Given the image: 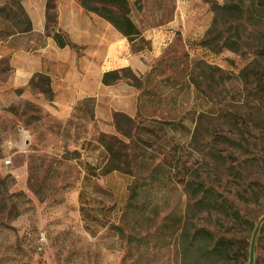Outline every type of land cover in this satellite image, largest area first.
<instances>
[{
	"label": "rangeland",
	"instance_id": "374dc122",
	"mask_svg": "<svg viewBox=\"0 0 264 264\" xmlns=\"http://www.w3.org/2000/svg\"><path fill=\"white\" fill-rule=\"evenodd\" d=\"M51 1L48 35L56 27ZM155 1H145L155 7L152 16L136 0L132 20L147 28L168 21L173 0ZM16 2L0 6L16 12ZM225 3L243 9L250 0ZM211 13L201 34L163 40L150 33L136 41L132 52L150 48L146 71L120 73L111 83L136 90V117L126 122L114 114L116 134L94 129L91 137L106 154L99 174L114 171L122 181L81 179L88 157L79 140L89 133L90 115L40 121L27 99L10 102L9 67L0 62V95L7 96L0 103V264H180L177 234L185 226L230 231L221 214L191 208L189 181L212 188L249 223L264 219V99L254 87L256 71H264L263 30L257 18L235 10L219 14L212 27ZM231 31L238 52L221 41L202 45ZM84 107L91 111V103ZM236 233L251 237L247 229ZM255 262L264 264V223L254 240Z\"/></svg>",
	"mask_w": 264,
	"mask_h": 264
},
{
	"label": "crops",
	"instance_id": "0c3cea01",
	"mask_svg": "<svg viewBox=\"0 0 264 264\" xmlns=\"http://www.w3.org/2000/svg\"><path fill=\"white\" fill-rule=\"evenodd\" d=\"M46 1L17 0L16 9L25 20L21 27L28 24L29 29L0 40V62L9 67L4 84L10 102L27 99L34 104L40 121L66 123L75 121L76 114L81 117L90 115L86 121L89 133L84 134L79 142L81 153L88 157L87 163L82 162V165L95 168L92 175L80 169L81 179L105 183L111 179L122 181V175L114 171L99 174L107 159L102 146L92 140L91 131L98 129L115 135L114 114L133 120L137 113V92L124 83L105 85L102 77L104 73L124 69L143 75L147 64L144 60L150 48L132 52V45L125 37L105 20L83 10L78 0H52V10L56 14L54 34L67 43L58 47L54 34L46 33ZM135 1L128 0L131 20ZM145 1L139 2L141 10L156 15L155 7L147 6ZM206 1L223 4V0H173L171 17L163 24L147 28L134 20L132 22L145 40L150 33L161 35L163 40L177 35L184 39L188 35L201 34L208 28L212 13ZM42 78L48 79L49 96L38 87ZM3 88L1 84L0 92ZM6 99L7 96L0 95L3 106L7 104ZM86 103H91V111L85 109Z\"/></svg>",
	"mask_w": 264,
	"mask_h": 264
},
{
	"label": "trees",
	"instance_id": "16d2710c",
	"mask_svg": "<svg viewBox=\"0 0 264 264\" xmlns=\"http://www.w3.org/2000/svg\"><path fill=\"white\" fill-rule=\"evenodd\" d=\"M78 1L83 10L108 22L125 37L132 46L138 40L144 42L140 31L130 19L128 0ZM206 2L210 5V11L215 15L212 21V27L215 26L216 17L219 14L229 16L232 11L235 10L241 16H247V20L249 18H257L258 21L256 25L261 26L263 30L260 37H264V0H250L249 5L243 9L231 5L230 3L219 5L215 1ZM49 8V4H47L46 9ZM46 19L49 20L51 18L48 15ZM23 23H25V20L21 16L18 8L17 11L14 12L7 10L5 6L0 7V40L20 30L29 29L28 24H25L22 28L21 24ZM207 34H209V31ZM53 39L58 47H63L67 44L58 34H54ZM238 40V35L232 31L225 34L219 32L217 36L203 41L202 45L212 48V44L221 41L222 48L232 52H238ZM142 49L144 48H137L136 51ZM259 54H263V52L261 51ZM120 73L127 75L131 74L128 69L105 73L102 77V83L106 85L115 82L120 79L118 76ZM254 79V87L264 99V71L261 69L256 71ZM41 81L45 85L43 90L44 94L49 96L48 79L42 78ZM115 116V119L122 118L125 119L126 122H130L129 118L120 115ZM232 144L235 148L239 147L238 143L233 142ZM94 168L95 167L85 166L84 170L92 175ZM108 171L110 170H107V172ZM185 189L190 199L193 201L191 208L197 212H207L209 216L221 214L226 224L229 225L230 231L224 235L214 233L204 227L193 226L191 228L185 226L177 234L180 264H247L250 239L247 241L245 237L236 232H240V229L243 228L250 230L252 234L255 225L245 220L226 198L215 192L212 188L206 187L203 183H192L189 181L186 183ZM259 230H261V227ZM254 264L257 263L255 262Z\"/></svg>",
	"mask_w": 264,
	"mask_h": 264
},
{
	"label": "water",
	"instance_id": "95a60500",
	"mask_svg": "<svg viewBox=\"0 0 264 264\" xmlns=\"http://www.w3.org/2000/svg\"><path fill=\"white\" fill-rule=\"evenodd\" d=\"M264 222V219H262L260 222H258L252 231L250 241H249V248H248V261L247 264H254V240L256 234L259 232V229Z\"/></svg>",
	"mask_w": 264,
	"mask_h": 264
}]
</instances>
